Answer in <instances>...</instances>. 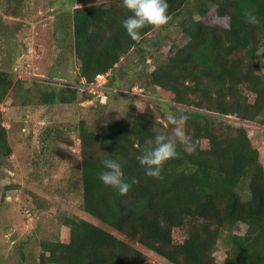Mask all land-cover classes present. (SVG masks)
I'll return each mask as SVG.
<instances>
[{
  "label": "trees",
  "instance_id": "16d2710c",
  "mask_svg": "<svg viewBox=\"0 0 264 264\" xmlns=\"http://www.w3.org/2000/svg\"><path fill=\"white\" fill-rule=\"evenodd\" d=\"M190 1L167 0L168 23L177 22L186 41L172 44L166 61L148 77L162 102L189 109L183 112L189 116L184 131L195 150L187 154L178 143V155L164 163L162 178H152L145 175L139 157L155 146L157 135H171L159 132L161 122L150 107L96 131L80 121L81 164L73 184L81 191V211L95 221L66 218L65 240L40 243V264H151L141 247L170 264H219L213 257L215 245L223 231L238 223L246 230L228 235L220 264H264V167L258 151L245 129L227 126L218 131L215 118L201 111L244 121L264 116V72L258 74L255 61L264 48V0H195L187 9ZM74 2L54 12L56 36L68 40L65 48L86 83L109 74L157 28L146 26L141 39L132 41L122 27L131 13L121 0L75 8ZM249 14L260 23H248ZM2 37L8 39L0 33ZM11 84L10 75L0 71V100ZM64 86L67 94L42 93V101L73 103L77 91ZM11 154L0 122V160ZM106 158L122 165L131 185L125 195L99 181ZM242 180H247L248 201L236 191Z\"/></svg>",
  "mask_w": 264,
  "mask_h": 264
},
{
  "label": "rangeland",
  "instance_id": "374dc122",
  "mask_svg": "<svg viewBox=\"0 0 264 264\" xmlns=\"http://www.w3.org/2000/svg\"><path fill=\"white\" fill-rule=\"evenodd\" d=\"M67 1L0 0L5 25L0 33L8 37L0 38V71L12 80L0 100V122L12 153L7 160H0V264H40V243L65 240L66 218L95 221L81 211V191L73 184L81 164L80 121L96 131L111 120L124 121L129 113L139 114L150 107L161 122L159 132L173 135L176 125L168 120V114L189 110L162 102L148 77L157 64L166 61L172 44L185 43L177 22L157 27L121 57L108 76L96 77L88 84L78 77L73 55L65 48L68 40L62 42L56 36L54 12ZM76 1L74 8L116 0ZM190 2L187 9L196 4ZM255 61L258 74L263 73L264 48ZM65 84L77 91L73 103L42 101V93L66 92ZM201 111L215 118L218 131L227 126L245 129L264 167V116L244 121ZM236 191L242 201L249 200L247 180H242ZM245 230L246 226L238 223L222 232L213 250L217 263H222L229 247L228 235H241ZM141 250L151 264H170L143 247Z\"/></svg>",
  "mask_w": 264,
  "mask_h": 264
},
{
  "label": "clouds",
  "instance_id": "9594fccd",
  "mask_svg": "<svg viewBox=\"0 0 264 264\" xmlns=\"http://www.w3.org/2000/svg\"><path fill=\"white\" fill-rule=\"evenodd\" d=\"M121 4L131 13L122 22V27L132 41L141 39V30L146 26L161 27L171 19L168 14L167 0H121ZM247 22L259 24L260 20L257 16L249 14ZM167 118L173 125H176L173 135H157L154 141L155 146L144 149L139 157V163L145 168V175L152 178H162L161 171L164 163L178 155V143L184 145V151L187 154H191L195 150V144L184 131L189 116L169 113ZM98 179L103 186L116 190L120 195H125L131 187L130 183L124 179L122 165L112 158L103 160L102 168L98 172Z\"/></svg>",
  "mask_w": 264,
  "mask_h": 264
},
{
  "label": "built area",
  "instance_id": "2783aa9c",
  "mask_svg": "<svg viewBox=\"0 0 264 264\" xmlns=\"http://www.w3.org/2000/svg\"><path fill=\"white\" fill-rule=\"evenodd\" d=\"M105 76H107V75H102V76H97V78L98 77H101V78H103V77H105ZM85 81V80H84ZM86 83V82H85ZM89 84V83H88ZM85 86V85H84Z\"/></svg>",
  "mask_w": 264,
  "mask_h": 264
}]
</instances>
